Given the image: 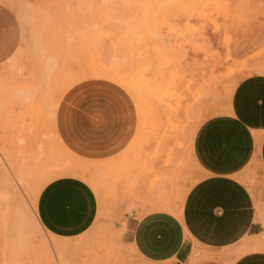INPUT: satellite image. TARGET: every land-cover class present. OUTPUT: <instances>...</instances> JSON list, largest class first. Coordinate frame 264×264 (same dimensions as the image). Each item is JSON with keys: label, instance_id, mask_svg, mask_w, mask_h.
I'll return each instance as SVG.
<instances>
[{"label": "rangeland", "instance_id": "rangeland-1", "mask_svg": "<svg viewBox=\"0 0 264 264\" xmlns=\"http://www.w3.org/2000/svg\"><path fill=\"white\" fill-rule=\"evenodd\" d=\"M9 29L0 190L13 202L0 264H149L128 241L134 206L178 215L170 202L205 178L202 155H240L264 134V0H0ZM61 177L98 198L94 226L73 240L37 219L41 190ZM245 182L264 211V177Z\"/></svg>", "mask_w": 264, "mask_h": 264}, {"label": "crops", "instance_id": "crops-1", "mask_svg": "<svg viewBox=\"0 0 264 264\" xmlns=\"http://www.w3.org/2000/svg\"><path fill=\"white\" fill-rule=\"evenodd\" d=\"M17 36L11 29L0 33V58L17 53ZM201 157L205 178L182 204L170 202L178 215L157 205L134 206L129 244L149 264H246L253 258L255 264H264V211L257 209L256 191L245 182L248 171L255 169L264 177V134L257 147L240 155L209 151ZM36 211L51 236L73 240L94 226L98 198L85 181L61 177L41 190Z\"/></svg>", "mask_w": 264, "mask_h": 264}, {"label": "bare ground", "instance_id": "bare-ground-1", "mask_svg": "<svg viewBox=\"0 0 264 264\" xmlns=\"http://www.w3.org/2000/svg\"><path fill=\"white\" fill-rule=\"evenodd\" d=\"M158 2V1H157ZM152 3V2H151ZM155 3V2H154ZM161 3V2H160ZM131 4V3H130ZM146 4V3H145ZM151 7V6H150ZM147 9H148V7H147ZM149 9H151V8H149ZM154 9V8H153ZM152 9V10H153ZM124 11V10H123ZM157 12V11H156ZM164 12V11H163ZM124 14H125V12H124ZM153 14V13H152ZM121 16H123V15H121ZM154 18V17H153ZM126 19V18H125ZM127 20V19H126ZM135 21V20H134ZM134 24H136V22L134 23ZM138 25V24H137ZM139 26H141V25H139ZM147 27V26H146ZM135 28H136V26H135ZM134 30H136V29H134ZM138 33V32H137ZM143 33V32H142ZM151 34V33H150ZM126 37V36H125ZM16 56V54L13 56V57H15ZM12 57V58H13ZM13 74V73H12ZM67 82V81H66ZM2 83V82H1ZM130 84V83H129ZM28 153V152H27ZM29 154V153H28ZM22 162H23V160H22ZM27 162V161H26ZM25 163V162H24ZM23 166V165H22ZM24 166H25V164H24ZM14 171V170H13ZM7 174H9V173H7ZM39 176V175H38ZM41 176V175H40ZM2 179V178H1ZM5 181V180H4ZM98 185V184H97ZM5 188V187H4ZM16 196V195H15ZM12 199H13V193L9 190V189H3V190H0V219L3 221V224H2V227H4L5 226V221H6V219L5 218H7L8 217V215H9V212H10V207H11V203L13 202L12 201ZM167 203V202H166ZM17 208H18V206H17ZM174 211V210H173ZM36 227H37V229H39L38 228V226H37V224H36ZM4 245H5V243H3V244H1V248H0V262H3L4 263V261L5 260H7L8 258H5V253H4V251H3V249H4ZM6 248V247H5ZM44 252H45V250H44ZM60 253V252H59ZM9 262V261H8ZM2 264V263H1ZM7 264V263H6Z\"/></svg>", "mask_w": 264, "mask_h": 264}, {"label": "snow or ice", "instance_id": "snow-or-ice-1", "mask_svg": "<svg viewBox=\"0 0 264 264\" xmlns=\"http://www.w3.org/2000/svg\"><path fill=\"white\" fill-rule=\"evenodd\" d=\"M95 105H96V115L98 119H107V112L105 111V101H103L100 98H96L95 100ZM86 107V115L89 114L91 111V104H88L85 106ZM85 127L87 125L85 124ZM261 251L264 252V246L261 247ZM246 264H255V258H253L250 262H246Z\"/></svg>", "mask_w": 264, "mask_h": 264}]
</instances>
